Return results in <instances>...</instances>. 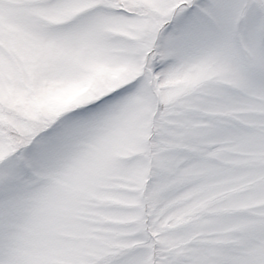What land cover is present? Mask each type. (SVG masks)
I'll return each instance as SVG.
<instances>
[{
    "label": "snow or ice",
    "instance_id": "obj_1",
    "mask_svg": "<svg viewBox=\"0 0 264 264\" xmlns=\"http://www.w3.org/2000/svg\"><path fill=\"white\" fill-rule=\"evenodd\" d=\"M0 264H264V0H0Z\"/></svg>",
    "mask_w": 264,
    "mask_h": 264
}]
</instances>
